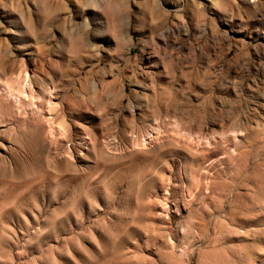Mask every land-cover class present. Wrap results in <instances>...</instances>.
<instances>
[{
	"label": "rangeland",
	"instance_id": "374dc122",
	"mask_svg": "<svg viewBox=\"0 0 264 264\" xmlns=\"http://www.w3.org/2000/svg\"><path fill=\"white\" fill-rule=\"evenodd\" d=\"M0 264H264V0H0Z\"/></svg>",
	"mask_w": 264,
	"mask_h": 264
}]
</instances>
